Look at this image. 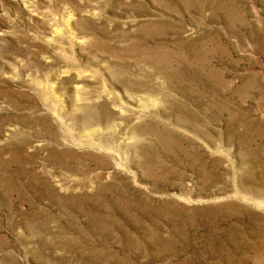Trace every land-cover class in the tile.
Returning <instances> with one entry per match:
<instances>
[{
    "label": "rangeland",
    "instance_id": "1",
    "mask_svg": "<svg viewBox=\"0 0 264 264\" xmlns=\"http://www.w3.org/2000/svg\"><path fill=\"white\" fill-rule=\"evenodd\" d=\"M0 264H264V0H0Z\"/></svg>",
    "mask_w": 264,
    "mask_h": 264
}]
</instances>
